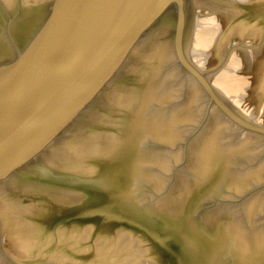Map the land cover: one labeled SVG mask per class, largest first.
Returning a JSON list of instances; mask_svg holds the SVG:
<instances>
[{
    "label": "water",
    "instance_id": "water-1",
    "mask_svg": "<svg viewBox=\"0 0 264 264\" xmlns=\"http://www.w3.org/2000/svg\"><path fill=\"white\" fill-rule=\"evenodd\" d=\"M0 264H264V0H0Z\"/></svg>",
    "mask_w": 264,
    "mask_h": 264
}]
</instances>
